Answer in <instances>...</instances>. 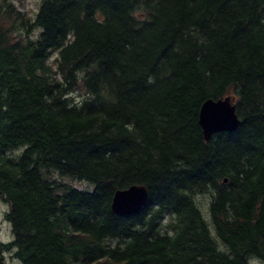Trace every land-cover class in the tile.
I'll return each instance as SVG.
<instances>
[{"label": "trees", "instance_id": "trees-1", "mask_svg": "<svg viewBox=\"0 0 264 264\" xmlns=\"http://www.w3.org/2000/svg\"><path fill=\"white\" fill-rule=\"evenodd\" d=\"M0 200L22 264L264 263V0H0Z\"/></svg>", "mask_w": 264, "mask_h": 264}, {"label": "water", "instance_id": "water-1", "mask_svg": "<svg viewBox=\"0 0 264 264\" xmlns=\"http://www.w3.org/2000/svg\"><path fill=\"white\" fill-rule=\"evenodd\" d=\"M198 122L205 139L220 131H230L237 127L240 120L235 111L233 98L206 99L200 106ZM147 196L143 185H130L114 192L111 210L117 215H130L138 211Z\"/></svg>", "mask_w": 264, "mask_h": 264}, {"label": "rangeland", "instance_id": "rangeland-1", "mask_svg": "<svg viewBox=\"0 0 264 264\" xmlns=\"http://www.w3.org/2000/svg\"><path fill=\"white\" fill-rule=\"evenodd\" d=\"M12 2L16 8L32 16L37 12L41 0H12ZM56 54H57L56 52L52 53L50 59L53 60ZM79 92L80 91H78L76 95ZM51 176L52 178L57 179L58 181H61L63 183H67L77 189H82V190H87V191H91L93 189V185L85 180H79V179H75V178H71L67 176H60L56 172H52ZM206 202H207L206 196L205 197L201 196L199 198V203L202 209H205ZM6 210H7V205L3 201L0 200V241L2 242H8L12 238V234L10 231V225L5 220ZM3 254L5 256V264H22L18 259L12 256L11 252L4 251ZM251 264H264V263L259 259H253L251 261Z\"/></svg>", "mask_w": 264, "mask_h": 264}, {"label": "flooded vegetation", "instance_id": "flooded-vegetation-1", "mask_svg": "<svg viewBox=\"0 0 264 264\" xmlns=\"http://www.w3.org/2000/svg\"><path fill=\"white\" fill-rule=\"evenodd\" d=\"M0 243H2V241H0ZM0 259L2 261V264H5V256H4L3 252H0Z\"/></svg>", "mask_w": 264, "mask_h": 264}, {"label": "bare ground", "instance_id": "bare-ground-1", "mask_svg": "<svg viewBox=\"0 0 264 264\" xmlns=\"http://www.w3.org/2000/svg\"><path fill=\"white\" fill-rule=\"evenodd\" d=\"M231 97V96H230ZM224 98V97H223ZM233 98V103H234V97H232ZM216 100V99H215ZM240 120V119H239Z\"/></svg>", "mask_w": 264, "mask_h": 264}]
</instances>
